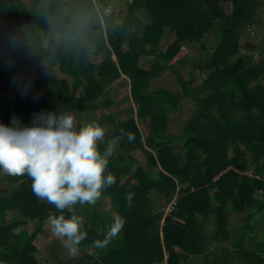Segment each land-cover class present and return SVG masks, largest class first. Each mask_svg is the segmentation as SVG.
<instances>
[{
    "label": "trees",
    "instance_id": "1",
    "mask_svg": "<svg viewBox=\"0 0 264 264\" xmlns=\"http://www.w3.org/2000/svg\"><path fill=\"white\" fill-rule=\"evenodd\" d=\"M110 1L0 0V18L8 29L0 45V123L12 127L16 117L22 126H31L35 115L63 113L65 107L89 112L106 109L100 97L121 75H127L138 105L137 118L135 108L130 107L131 116L116 122V130L105 137L100 150L109 148L108 141L124 129L134 139L124 137L113 147L140 148L151 164L161 168L142 167L134 157L126 162L119 154L110 158L107 170L116 182L103 194L111 196L125 222L118 244L104 245L101 264H163L165 251L168 264H182L191 254L210 252L215 240L231 236L229 216L241 212L247 216L237 225L236 247L222 246L214 253L224 250L225 261L220 257V264H230L231 257L260 264L264 241L247 244L258 226L254 219L264 212V199L256 196L257 190L264 189V56L243 63L246 53L241 39L242 31L255 22L263 0H226L230 11L221 0H133L122 22L116 20L114 11L107 12ZM143 10L152 19L141 34L133 35L131 27L143 24L139 14ZM170 29L176 34L174 42L157 52L150 69L144 68L141 57L157 48ZM212 30L220 38L208 60L210 92L197 94L192 80L180 74L181 92L151 87L161 72L175 70L172 59L185 42L198 43ZM125 36L127 49L122 41ZM237 55L240 59L233 60ZM95 57L102 59L96 63ZM229 84L234 85L232 93ZM184 95L198 103L184 129L186 157L175 153L176 134L169 132L170 113ZM231 148L235 150L232 156ZM4 175L16 182V176ZM25 175L18 186L0 190V260L11 264H39L34 256L35 238L49 215H60L33 191L34 195L26 193L32 183ZM129 192L135 194L131 206L125 199ZM176 194L165 215L163 206ZM9 210L21 211L28 219L6 220ZM210 218L216 227L208 233L205 221ZM29 219L38 223L32 233L24 228L16 231Z\"/></svg>",
    "mask_w": 264,
    "mask_h": 264
},
{
    "label": "clouds",
    "instance_id": "2",
    "mask_svg": "<svg viewBox=\"0 0 264 264\" xmlns=\"http://www.w3.org/2000/svg\"><path fill=\"white\" fill-rule=\"evenodd\" d=\"M12 124L10 127L0 123V170L11 176L27 174L31 178L35 196L60 213L48 216V231L62 242L68 256L75 258L87 236L76 205H95L104 190L116 182L107 170L113 151L100 150L108 129L97 121L77 129L71 114L57 112L35 115L31 126H22L16 117ZM124 137L131 141L134 134L121 129L119 136L108 143L117 145ZM134 195L125 194L129 206ZM65 212L70 215L65 216ZM124 222L115 217L110 236H116Z\"/></svg>",
    "mask_w": 264,
    "mask_h": 264
},
{
    "label": "rangeland",
    "instance_id": "3",
    "mask_svg": "<svg viewBox=\"0 0 264 264\" xmlns=\"http://www.w3.org/2000/svg\"><path fill=\"white\" fill-rule=\"evenodd\" d=\"M129 1L130 0H112L113 7L111 8V10L114 11L115 18L117 15L121 16L126 13L127 5ZM221 1H222L221 3H222L223 8L226 11H230L231 4L226 0H221ZM118 9L120 10L118 11ZM142 19H143L142 25L131 27L130 31L132 32L133 35L141 34L144 30V26L150 23L152 16L148 14L147 18H145L144 16ZM7 32H8L7 26L5 25L4 21L0 18V45L4 41L5 36L8 34ZM219 38H220L219 32L212 30V31L207 32L205 36L203 37V39L198 43L193 44L188 41L185 42L181 46L177 54L174 56V58L172 59L173 67H175V70L167 69L160 76L153 78L151 82V87L152 88L164 87L167 89H171L172 91L181 92L183 91V85H182V82L177 78V74H180L181 76L185 78V80H190V79L192 80L191 87L196 90L197 94L198 93L206 94L210 92L211 89L207 88V85H206V79L208 77V73L211 71V67L208 64V60L214 55L217 41L219 40ZM174 40H175L174 31L171 29L167 30L163 39L160 41L159 46L157 48H151L147 54L141 57V65L144 68L150 69L157 56V52H159L160 50L167 49L174 42ZM122 41H123L124 49H127L128 36H125V39ZM241 43H242V52L246 53L245 62L243 63L248 64V63L258 61L261 58H263L264 56V0L262 1L260 5L258 13L256 14L255 22L242 31ZM101 59H102L101 57H95V62L99 63ZM239 59H240V55L233 57V60H239ZM69 79H72V78H69ZM262 82L264 83V80ZM233 88H234V85L229 84L227 89H229V91L232 93ZM102 99L107 104L106 109H100L94 112H89V111H84L79 107H75V108L65 107V109L63 110V113H69L74 117V122H75L77 129H79V127L89 122L97 121L102 126L107 127L109 133H107L106 136H108L110 133L116 130L117 121H123V119L125 120V118H127L130 115L129 109L133 105V100L131 97L130 81H129L128 76L123 74L117 80H115L107 88L106 95L104 96V98L100 97V100ZM197 107H198V103L191 96L184 95L182 96L180 100L178 108L172 113H170L169 132L172 134H176V137L173 139V142H172L173 149L175 153L181 154L183 155V157H186V150L184 149V140H185L186 134H185L184 129H185L186 124L189 122L190 118L194 114V112L197 110ZM240 146L242 147V145ZM117 152L119 153V155H123L125 158L126 157L128 158L127 153H130L132 156L135 157V159L141 161L142 164L147 169L156 167V165L151 164L150 158L147 157L142 152L141 149H136L130 146H122V147H119V151ZM234 152H235L234 148H231L230 155L231 156L234 155ZM251 154H250V157H251ZM157 167H161V166L157 165ZM248 173L251 174L253 173V171L250 170ZM26 177H27L26 175L16 176L15 178L16 182H10L6 180V175H4V172L1 170L0 171V190L1 189L2 190L12 189L13 187L18 186V184L21 183L20 181H23V179L25 180ZM28 182L30 184L32 183L31 178ZM31 185L30 187H28L26 193L27 194L30 193L31 195H34L31 193L32 191ZM256 196L264 199V189L257 190ZM104 197L105 196L103 195V198ZM108 203L109 202L105 201L103 203V208H106L108 206ZM89 206L92 207L93 205H89ZM48 208L50 209V206H48ZM106 215L109 216V214H106ZM112 216H113V212H112ZM245 216H247V212L230 214V218H231L230 228L232 225V230H231L232 235L230 236L229 239L225 241L226 244L230 245L232 244V241L235 240L234 235L237 232L236 227L240 222H242L246 218ZM9 218L10 220H13L15 218H22L25 220L28 219L25 215H23L21 211H17V210H13L11 212L7 211L5 219L8 220ZM101 218H102L101 223L110 222L108 217H105L104 215L101 216ZM2 219L3 217L2 215H0V221ZM212 220L205 221L206 230L208 233H211L213 229H215L216 227L214 223L215 222L214 219ZM29 221L31 220L29 219ZM254 222L258 223L257 224L258 226L254 227L255 234L254 236H251L248 238L247 246L251 245L254 242L264 241V212L258 214V216H256V219H254ZM25 225H23V227ZM18 228L19 226H17L16 231H18ZM261 229H262V232L259 234ZM223 255H224V251L220 250L217 257L219 259L221 257V260L225 261L224 259H222L224 258ZM203 256H206V255L198 256V258L196 259L204 262ZM226 260L228 262V259ZM233 264H249V263H245L244 261L239 260V258L235 257ZM260 264H264V261H261Z\"/></svg>",
    "mask_w": 264,
    "mask_h": 264
},
{
    "label": "crops",
    "instance_id": "4",
    "mask_svg": "<svg viewBox=\"0 0 264 264\" xmlns=\"http://www.w3.org/2000/svg\"><path fill=\"white\" fill-rule=\"evenodd\" d=\"M132 1L133 0H130L129 2H132ZM110 2H111V4L107 8V12L112 11L111 8L113 7V5H112L113 2H112V0ZM119 10L120 9H118V11ZM125 14L121 15V16L117 15L116 20L121 22L124 19ZM139 14L142 18L144 16H145V18L148 17V13L144 10L140 11ZM175 38H176V34H175ZM168 69H170V68H168ZM163 72H161V74ZM160 75H158V76H160ZM129 81H130V78H129ZM169 90H171V89H169ZM130 91H131V83H130ZM131 97H132V94H131ZM132 100H133L132 106L135 108L134 115L137 118V107H138V105L134 101L133 97H132ZM131 114L132 113L130 112V115L127 118H125V120L128 119L131 116ZM109 146L107 145V147H109ZM110 147H113V145H111ZM130 147H132V146H130ZM133 148L140 149L137 147H133ZM111 150L113 151V154H115V155L119 154L117 152V151H119V148H117V146L116 147L114 146ZM127 156H128V158L126 157V162H130L129 157H134L130 153H127ZM137 161H138L139 165H141L142 167H145L141 161H139V160H137ZM157 168H161V167H157ZM134 181L136 182L137 180L134 179ZM103 195L105 196L104 198H103ZM177 195L178 194H176V196L172 199V201L169 204L163 206V210L165 212V215L167 212H169L171 210L173 203H175V201H176ZM105 201L109 202V203H108V206L106 208H103V203ZM80 210H81V212L80 213L78 212V216H81L84 219V229L83 230L87 233V236L82 241L84 243V245L82 244V242L79 245V255L76 256L75 258H70L68 256L67 250L64 248L62 242L60 240H58L57 238L53 237L51 235V233L48 231V228H47L46 222H45V224L42 227V230L37 234L35 241H34L35 245H36V250L34 252V256L38 260L39 264H101L100 256L102 254L104 245L106 243H108L109 246H114L115 244H118L119 237L122 235V233L119 232L114 237L110 236V234H109L110 226L112 225L114 218L120 215L119 211L113 205L111 196L106 195V194H102V197L98 200V202L95 205L90 207L89 204H85L84 206H80ZM9 211L11 212L13 210H9ZM112 212H113V216H112ZM106 214H109V216H107ZM103 215L105 217H108V219L110 220V223L107 224L108 226H104V227L100 226V223L102 220L101 216H103ZM165 215L162 219V222L164 221ZM212 219H214V218H210L208 220H212ZM8 220H10V218ZM208 220H206V221H208ZM230 220H231V218L229 216V223H230ZM214 221H215V219H214ZM29 223H31V224H29ZM29 223L27 225L23 224V225H25L24 226L25 228L23 227V225H21L18 228V230H20L21 228H24V229H27L30 233H32L33 230L37 227L38 223L36 220H31V221H29ZM205 226H206V224H205ZM215 226H216V223H215ZM231 230H232V225L230 228V232H231ZM229 238H230V236L227 235L225 237H222V239L215 240L212 247H211L210 252L205 254L206 256H203L204 262L197 260L196 258H198V256L191 254V255H189L188 259H186L182 262V264H195V263L197 264L198 262H201L203 264H220V259L218 257H216V255L218 253L215 254L214 250H217V249L219 250V248L222 249L223 248L222 246H229L230 249L234 250V248L236 247L235 246V242H236L235 240L232 241V244H230V245L225 243V241ZM133 254H134V251H133ZM133 254L127 255V257H131V261H133ZM167 256H168V253L165 251V259L162 262L163 264H168L167 263ZM234 258L235 257L229 258V262L233 264ZM140 259H141V262L143 263L144 262V256L140 255ZM193 260H194V262H193Z\"/></svg>",
    "mask_w": 264,
    "mask_h": 264
},
{
    "label": "water",
    "instance_id": "5",
    "mask_svg": "<svg viewBox=\"0 0 264 264\" xmlns=\"http://www.w3.org/2000/svg\"><path fill=\"white\" fill-rule=\"evenodd\" d=\"M0 264H11V263L8 262V261H2V260H0Z\"/></svg>",
    "mask_w": 264,
    "mask_h": 264
}]
</instances>
